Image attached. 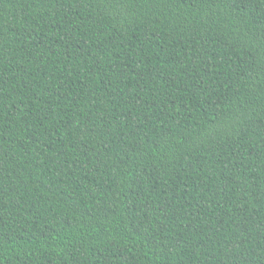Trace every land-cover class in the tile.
Returning <instances> with one entry per match:
<instances>
[{
    "label": "trees",
    "instance_id": "16d2710c",
    "mask_svg": "<svg viewBox=\"0 0 264 264\" xmlns=\"http://www.w3.org/2000/svg\"><path fill=\"white\" fill-rule=\"evenodd\" d=\"M0 264H264V0H0Z\"/></svg>",
    "mask_w": 264,
    "mask_h": 264
}]
</instances>
